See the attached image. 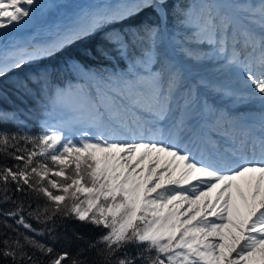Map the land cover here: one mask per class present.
Returning <instances> with one entry per match:
<instances>
[{
	"label": "snow or ice",
	"instance_id": "1",
	"mask_svg": "<svg viewBox=\"0 0 264 264\" xmlns=\"http://www.w3.org/2000/svg\"><path fill=\"white\" fill-rule=\"evenodd\" d=\"M146 9L156 21L108 34L127 71L107 75L98 102L44 70L19 84L48 90L38 134L0 112V158L14 161L0 163V205H13L0 211L14 234L0 238L5 264H264V0L192 5L172 28L168 0H0V30L44 22L26 41L0 32V78ZM58 220L104 231L71 255L36 238L56 241Z\"/></svg>",
	"mask_w": 264,
	"mask_h": 264
},
{
	"label": "trees",
	"instance_id": "2",
	"mask_svg": "<svg viewBox=\"0 0 264 264\" xmlns=\"http://www.w3.org/2000/svg\"><path fill=\"white\" fill-rule=\"evenodd\" d=\"M209 3L214 2L211 0H168L169 27L172 28L177 24V13L186 7ZM156 20V13L151 9H146L127 21L108 26L90 37L76 41L51 57L25 65L21 70H14L5 77L0 78V112L17 113L25 121L27 130L32 134H38L43 120L42 110L48 101V90L41 93L39 86L32 85L29 82V87L31 88V93L29 94L20 89L19 84L44 70L51 74V81L54 87L71 88L73 90L83 89L88 100L99 101L101 97L98 95V89L101 92H109L107 75L113 72L127 71L128 64L126 60L114 58L113 46L107 39L108 34L113 29L117 31L126 30L130 26ZM102 52H108L110 54L109 57L105 58L101 54ZM71 63H78L87 72L99 73L104 77V80L82 79L79 74L69 70V64ZM115 87L119 86L115 85ZM5 127L15 130L10 123L5 125ZM0 163L11 165L14 161L0 158ZM16 195L19 196V194ZM24 199L27 203L28 198L25 197ZM12 207L13 205L10 203L0 205V211L8 210ZM3 220L4 217L0 216V238L5 232L13 234L10 229L3 227ZM30 222L37 229L44 228L43 225L37 224L35 220H30ZM8 223L12 224L13 221L9 220ZM55 227V235L58 237L56 241H53L47 235L36 238L41 242L54 245L58 251L66 250L71 255H75L77 248L83 243L97 238L104 231L101 228H94L92 225L81 224L75 220H58ZM77 236H82L84 240H78ZM0 264H5V262L0 259Z\"/></svg>",
	"mask_w": 264,
	"mask_h": 264
},
{
	"label": "bare ground",
	"instance_id": "3",
	"mask_svg": "<svg viewBox=\"0 0 264 264\" xmlns=\"http://www.w3.org/2000/svg\"><path fill=\"white\" fill-rule=\"evenodd\" d=\"M47 2H50V0H41V3H47ZM57 2L70 3L74 7H79L81 5L92 6L98 3H103L104 0H57ZM60 11L63 12L64 9H61ZM43 26H44V22L41 19V17L34 16L33 19L28 22L27 25H21L18 28L10 26L7 30H0V32H4V38L7 40V39H11L10 36H12L13 38H17V37H20L21 34H26V33L27 35L31 36L38 28H42ZM172 178L175 179V176H173ZM214 195L215 193L209 194L210 197ZM198 203H203V198L201 201H198ZM187 207L188 205L185 204L184 208H187ZM193 207H195V205H193ZM184 208H181L180 210H184Z\"/></svg>",
	"mask_w": 264,
	"mask_h": 264
},
{
	"label": "rangeland",
	"instance_id": "4",
	"mask_svg": "<svg viewBox=\"0 0 264 264\" xmlns=\"http://www.w3.org/2000/svg\"><path fill=\"white\" fill-rule=\"evenodd\" d=\"M212 1L214 3L215 2H218V0H212ZM25 35H22V36H25ZM10 37H11V39H7V40H9V41H11V40H20L22 38V37L13 38L12 36H10ZM94 98L96 100V96L95 95H94ZM211 99H214L219 107H223L226 111H229V112H250V113H256V112L260 111V108H259V105L258 104H251V105L241 106L239 108H232L230 106V104H229V101H227V100H220L218 97H212ZM125 103H127V101H125ZM167 159H168L167 157H164L163 155L161 156V164H160V167L163 166L164 162ZM173 176H175V179L178 178V175H173ZM196 183H197L196 181H192V184H187L186 183L182 187L177 188V190L178 191H186V190L190 189L192 187V185H194ZM170 207H171V205H170ZM181 211H183V210H181Z\"/></svg>",
	"mask_w": 264,
	"mask_h": 264
},
{
	"label": "flooded vegetation",
	"instance_id": "5",
	"mask_svg": "<svg viewBox=\"0 0 264 264\" xmlns=\"http://www.w3.org/2000/svg\"><path fill=\"white\" fill-rule=\"evenodd\" d=\"M22 35H25V34H21L20 37H22V38L19 41H23V40L26 41L28 39V37H30V35H27V34L25 36H22Z\"/></svg>",
	"mask_w": 264,
	"mask_h": 264
},
{
	"label": "water",
	"instance_id": "6",
	"mask_svg": "<svg viewBox=\"0 0 264 264\" xmlns=\"http://www.w3.org/2000/svg\"><path fill=\"white\" fill-rule=\"evenodd\" d=\"M115 1V0H114Z\"/></svg>",
	"mask_w": 264,
	"mask_h": 264
}]
</instances>
